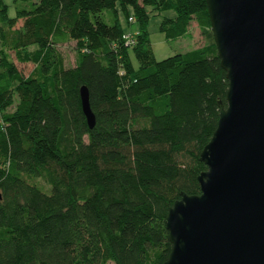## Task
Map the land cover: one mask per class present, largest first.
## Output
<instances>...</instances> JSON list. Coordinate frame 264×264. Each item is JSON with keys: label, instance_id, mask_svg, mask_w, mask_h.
Returning a JSON list of instances; mask_svg holds the SVG:
<instances>
[{"label": "trees", "instance_id": "16d2710c", "mask_svg": "<svg viewBox=\"0 0 264 264\" xmlns=\"http://www.w3.org/2000/svg\"><path fill=\"white\" fill-rule=\"evenodd\" d=\"M11 2L12 18L0 0V264H164L167 211L200 194V154L226 105L206 1ZM148 9L174 13L159 24L166 40L195 23L208 46L156 61ZM120 14L137 24L132 46ZM68 42L65 68L56 47ZM10 53L32 62L28 76Z\"/></svg>", "mask_w": 264, "mask_h": 264}, {"label": "water", "instance_id": "95a60500", "mask_svg": "<svg viewBox=\"0 0 264 264\" xmlns=\"http://www.w3.org/2000/svg\"><path fill=\"white\" fill-rule=\"evenodd\" d=\"M226 105L200 154V194L167 211L164 264H264V0H205ZM89 128V94L80 89Z\"/></svg>", "mask_w": 264, "mask_h": 264}, {"label": "rangeland", "instance_id": "374dc122", "mask_svg": "<svg viewBox=\"0 0 264 264\" xmlns=\"http://www.w3.org/2000/svg\"><path fill=\"white\" fill-rule=\"evenodd\" d=\"M6 4H8L9 17L15 16V11L12 7L11 0H4ZM150 20L148 25V33L151 43V49L156 61H162L166 58L174 56L176 54L182 55H190L192 56L195 51L201 50L208 46V40L202 35L201 30L195 23H192L189 27V35L187 37H183L177 40H166L164 35L159 32V24L162 21L163 17H174L173 12L167 13H155L148 9ZM119 20L121 23L122 30L129 31L132 34H137V24L134 22L133 24H127L126 17L122 14L119 15ZM22 22L19 21L16 25V28L21 27ZM33 48H30L29 51H32ZM57 53L63 59V64L65 68L73 67L75 64V43L68 42L62 45H58L56 47ZM10 58L13 61L14 65L25 77L28 76L33 70L34 66L31 61L23 62L20 61L13 53H10ZM131 61L133 65L136 67L137 63L133 57H131ZM13 108L9 110L12 112ZM39 185L44 187V184L40 181H36ZM111 264V263H109Z\"/></svg>", "mask_w": 264, "mask_h": 264}, {"label": "built area", "instance_id": "2783aa9c", "mask_svg": "<svg viewBox=\"0 0 264 264\" xmlns=\"http://www.w3.org/2000/svg\"><path fill=\"white\" fill-rule=\"evenodd\" d=\"M129 22L130 23H133V20L130 18L129 19ZM135 37H136V34H132V33H125L123 35V41L125 43L126 46H132L134 43H135Z\"/></svg>", "mask_w": 264, "mask_h": 264}]
</instances>
